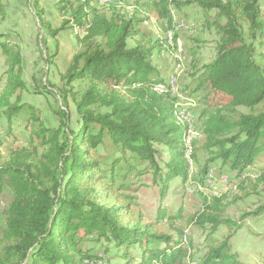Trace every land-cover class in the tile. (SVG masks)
<instances>
[{"label": "trees", "instance_id": "16d2710c", "mask_svg": "<svg viewBox=\"0 0 264 264\" xmlns=\"http://www.w3.org/2000/svg\"><path fill=\"white\" fill-rule=\"evenodd\" d=\"M62 1L82 45L63 75L62 105L71 97L78 114L73 128L64 109L59 111L62 123L51 127L34 104L23 101L21 93L29 89L24 58L16 45L1 41L7 34L0 31L8 64L0 77V83L6 77L0 87V123L5 121L9 129L14 119L27 115L31 126L26 145L0 148V194L11 195L0 231V264H102V256L83 249L86 241L106 242L105 254L111 247L121 249L126 264L137 257L138 264H247L234 252L231 232L248 217L264 215V203L234 219L227 213L230 191L204 189L214 165L240 176L264 153V52L258 51L264 46V0L137 2L153 10L161 28L174 33L173 47L167 37L154 42L145 37L141 24L147 17L138 9L132 15L110 10L122 0L105 5L98 0ZM32 2L42 28L53 36L63 30L44 20L40 0ZM191 6L200 9L204 29L214 31L217 40L214 59L192 73L190 95L196 106L186 122L170 89L155 90L159 84L168 88V83L160 78L153 55L177 47L172 9ZM0 14L6 15L2 0ZM192 62L198 65L197 59ZM76 82L82 89H75ZM217 96L225 100L218 102ZM195 108L201 110L191 139ZM107 141L116 150L105 161L98 151ZM163 151L168 152L166 169L158 160ZM200 152L207 156L203 161ZM146 174L161 186L162 197L177 177L183 185L190 180L197 185L201 203L191 222L209 238L201 259L191 252L194 244L183 231L175 237L154 228L181 219L182 207L171 215L160 208L154 224L135 210L132 191L138 180L132 177ZM242 181L264 189V170ZM222 227L229 235L213 237Z\"/></svg>", "mask_w": 264, "mask_h": 264}, {"label": "rangeland", "instance_id": "374dc122", "mask_svg": "<svg viewBox=\"0 0 264 264\" xmlns=\"http://www.w3.org/2000/svg\"><path fill=\"white\" fill-rule=\"evenodd\" d=\"M137 2L142 1L122 0L117 5L112 6L110 10H118L122 14L132 15L138 9L142 17H147L141 24L142 33L147 39L154 42L160 38H168V32L171 33L172 31H166V29L161 28V22L153 10L146 7L140 8ZM2 3L4 4L6 15L3 17L0 14V31L6 32L7 35L3 36L1 41H10L16 45L21 51L25 62L24 79L29 89L22 91L23 101L34 104L41 111V116L46 125L58 127L62 123L59 111L64 109L66 112L65 120L69 121V125L72 128L75 127L78 121L75 105L70 97L68 105L63 106L61 97L64 83L63 75L73 56L82 49V45L79 40L80 37L76 35V29L73 28L71 22H68L71 19V15L70 11L64 8L66 3L62 0H40L44 20L49 22L53 28L64 26L63 30L56 36L51 35L39 24L32 0H2ZM97 3L93 2L96 8L102 11L106 10V8ZM199 12L200 9L197 6L181 10L172 9L176 23L175 30L178 35L177 47L168 51L165 48L162 53H158L155 50L153 55V62L159 70L160 78L167 80L168 83L174 79L173 76H177L181 89L185 86L189 87L185 91L179 89L182 94L177 96L173 94L178 104H184L187 99H193L190 95V89L194 86H191L192 73L199 66L212 61L215 56L217 35L214 31L210 32L204 29ZM171 34L174 35L173 32ZM169 45L173 47V41ZM258 51L264 52V46H260ZM47 56H52L51 60H48ZM193 59H197L198 65L194 66ZM7 69V60L0 47V77L3 76ZM5 78L0 83V87L4 86ZM158 86L163 87L165 85L159 84ZM75 89H82L78 82L75 83ZM165 90H168L166 86ZM176 97L180 99L178 98L177 101ZM216 100L223 102L225 98L217 96ZM193 101L191 100V102ZM200 110L201 108L198 110L196 108L195 110L193 109V126L190 127V130L188 129L189 136L192 134L190 133L192 129L194 132ZM243 110L246 112V109ZM30 136L31 126L28 124L27 115H21L19 119H14L12 127L9 129L5 121L0 123V148L2 149L11 143L16 147H22L28 143ZM197 144L198 146L202 145V138L198 139ZM160 148L166 150L163 146ZM115 150L116 148L107 141L105 145L99 148L98 154L106 161ZM200 157L203 161L207 156L200 152ZM167 159V151H163V153L158 155L159 163L165 169ZM218 167L219 165L216 164L211 168L207 182L208 188L204 190L213 194L229 190L231 205L227 213L231 217L240 219L243 212L255 210L261 203H264L263 185L253 189L247 183L248 181L242 183V180L247 175L254 178L264 170V153L256 159L255 164L248 171L240 176H236V172L231 173L225 170L220 172V167ZM132 178L138 180L132 191L137 203L135 210L142 211L148 222H153L152 224H154L160 208H165L169 215L175 214L179 208H183V217L181 219L163 221L158 225L154 224V228L162 233L172 234L175 237L179 235L180 230L183 231L187 239L194 244L191 252L195 254L197 260L201 259L206 252L209 238L206 237L207 231H202V229L191 222L193 214L198 210L201 203L200 194L195 192L197 185L191 180L183 185L181 179L177 177L170 182V188L166 196L162 197L161 186L153 182L152 174H146L140 179ZM238 184L243 185L246 189L241 190ZM198 187L202 188L201 186ZM10 202V193L8 191L2 192L0 194V231L4 226L6 210ZM231 233L233 234V250L243 262L247 264H264V215L248 217L242 228ZM228 235L229 230L222 227L213 237L221 240ZM104 245H106V242L99 244L86 241L83 244V249L102 256V264L127 263L121 257V249L111 247L109 248L110 251L105 254ZM132 253L136 257L139 256V248L133 249ZM138 262L139 258L137 257L131 264H138ZM98 264H101V262Z\"/></svg>", "mask_w": 264, "mask_h": 264}, {"label": "bare ground", "instance_id": "6f19581e", "mask_svg": "<svg viewBox=\"0 0 264 264\" xmlns=\"http://www.w3.org/2000/svg\"><path fill=\"white\" fill-rule=\"evenodd\" d=\"M99 1V3L100 4H103V5H105V4H107L108 2H115V1H119V0H98ZM169 33V37H168V40H169V44L170 43H172V32L170 33V32H168ZM174 79H172L173 81H174V85H176V89H170V83H168L167 85H168V89H170V91H171V93L172 94H174V95H179V94H182L181 92H180V90L179 89H181L180 88V86H179V84H178V82H177V79L175 78V77H173ZM163 88V89H162ZM155 90L158 92H164V90H165V86H156L155 87ZM181 91H182V89H181ZM177 98V101H178V98L179 97H176ZM180 99V98H179ZM186 99V98H185ZM191 100L193 101V102H191ZM181 103V102H180ZM194 106H196V99L195 98H193V99H187V101L184 103V104H178L177 103V107H178V111H179V114H180V117H181V119L182 120H184V121H186V122H189L190 121V118L191 117H193V114H192V112L190 111V108H192V107H194ZM185 240H186V237H185Z\"/></svg>", "mask_w": 264, "mask_h": 264}, {"label": "built area", "instance_id": "2783aa9c", "mask_svg": "<svg viewBox=\"0 0 264 264\" xmlns=\"http://www.w3.org/2000/svg\"><path fill=\"white\" fill-rule=\"evenodd\" d=\"M169 36V35H168ZM170 38V37H169ZM168 83H170V89H176V85H174V81L170 80ZM163 89V88H162Z\"/></svg>", "mask_w": 264, "mask_h": 264}]
</instances>
